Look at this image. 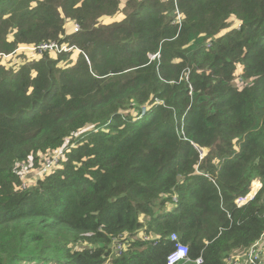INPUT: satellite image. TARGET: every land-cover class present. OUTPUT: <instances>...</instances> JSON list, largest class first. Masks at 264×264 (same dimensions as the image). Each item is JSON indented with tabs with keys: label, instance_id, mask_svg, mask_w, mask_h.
Returning a JSON list of instances; mask_svg holds the SVG:
<instances>
[{
	"label": "trees",
	"instance_id": "16d2710c",
	"mask_svg": "<svg viewBox=\"0 0 264 264\" xmlns=\"http://www.w3.org/2000/svg\"><path fill=\"white\" fill-rule=\"evenodd\" d=\"M51 41L73 50L18 51ZM5 54L0 264H165L175 232L231 264L259 239L264 0H0Z\"/></svg>",
	"mask_w": 264,
	"mask_h": 264
},
{
	"label": "built area",
	"instance_id": "2783aa9c",
	"mask_svg": "<svg viewBox=\"0 0 264 264\" xmlns=\"http://www.w3.org/2000/svg\"><path fill=\"white\" fill-rule=\"evenodd\" d=\"M172 13L176 15V22L181 25L186 17L184 11L176 7L172 11ZM79 29H80L79 25L75 24L74 31L76 32ZM30 49L33 51H40V52L44 50H49L54 54H59L62 52H69L73 50V47H67L66 45H60L56 41H51L47 43H42L37 47H30ZM154 57L155 56H153V58ZM185 76L186 78H188L189 71H187ZM141 109H142V114H146L148 109L146 107H141ZM198 149L201 152V156H204L206 154L205 151L206 149L201 147H198ZM62 155H63L62 149H58L57 151L47 155L44 158V160L40 162L41 166L35 172V180L41 177L42 175H44L45 173L50 172L55 166H57ZM24 167H25L24 173H26L29 168L27 166ZM23 180H24L23 186L26 187L27 185L25 183V176ZM250 198L251 197L249 195H246L244 197L237 198L236 202L238 205H242L248 202ZM171 239L174 241V246L172 251L168 254L165 264H177L182 260L187 261L189 246L180 240V237L177 233H172ZM122 248L123 245L120 242V244L118 245V249L121 251ZM201 262H202V258H198L197 264H200ZM230 262L231 264H264V231L260 235L259 239L249 247V249L245 252L244 256H240V255L233 256Z\"/></svg>",
	"mask_w": 264,
	"mask_h": 264
},
{
	"label": "rangeland",
	"instance_id": "374dc122",
	"mask_svg": "<svg viewBox=\"0 0 264 264\" xmlns=\"http://www.w3.org/2000/svg\"><path fill=\"white\" fill-rule=\"evenodd\" d=\"M122 16L123 15H120L119 18H121ZM235 25H237V24H235ZM27 47H29V46H23L20 49H25V50H18V51H23L30 59H32V58L33 59H37L38 54L35 53V51H33V50H31V49H29ZM78 53H79V51L75 50L73 55H72V57H76ZM0 57H2L5 61H8V58L10 57V55H6L5 54V55H2ZM236 80L237 79H235V81ZM204 148L206 149L205 151H207V147H204ZM40 166H41V163H40V165L38 167L31 166V167H29L28 171L25 173V183H26L27 186L31 185L35 181V172ZM254 182H257L256 179L253 181L251 187H253ZM261 185H262V183L259 184V187ZM257 189L258 188L256 186L254 190H257ZM187 264H190V262H188Z\"/></svg>",
	"mask_w": 264,
	"mask_h": 264
},
{
	"label": "clouds",
	"instance_id": "9594fccd",
	"mask_svg": "<svg viewBox=\"0 0 264 264\" xmlns=\"http://www.w3.org/2000/svg\"><path fill=\"white\" fill-rule=\"evenodd\" d=\"M30 47H32V46H29V47H27V48H29L30 49ZM201 148H204V147H201ZM205 149V148H204ZM210 150V148H208L207 147V151H206V154H207V152ZM205 154V155H206ZM204 155V156H205ZM256 181H258L259 183L261 182L259 179H256ZM261 184V183H260ZM261 188V186L260 187H258V189L253 193V187H251V190H250V192L247 194V195H249L251 198H250V200L251 199H253L254 198V196L256 195V193H257V191L259 190ZM175 233H177V232H175ZM178 234V233H177ZM172 235V234H171ZM179 235V234H178ZM180 237V236H179ZM117 239V238H116ZM172 240V239H171ZM180 240H181V238H180ZM172 243H173V246H174V241L172 240ZM173 249V248H172ZM168 256V255H167ZM166 260H167V257H166ZM187 262H190V258H189V253H188V260L187 261H184V260H182V261H180V262H178L177 264H185V263H187ZM165 263H166V261H165ZM195 263L197 264V260L195 261Z\"/></svg>",
	"mask_w": 264,
	"mask_h": 264
},
{
	"label": "crops",
	"instance_id": "0c3cea01",
	"mask_svg": "<svg viewBox=\"0 0 264 264\" xmlns=\"http://www.w3.org/2000/svg\"><path fill=\"white\" fill-rule=\"evenodd\" d=\"M259 187V185L257 186V188ZM256 190H253V193L255 192ZM188 263V262H187ZM187 263H185V264H187Z\"/></svg>",
	"mask_w": 264,
	"mask_h": 264
},
{
	"label": "bare ground",
	"instance_id": "6f19581e",
	"mask_svg": "<svg viewBox=\"0 0 264 264\" xmlns=\"http://www.w3.org/2000/svg\"><path fill=\"white\" fill-rule=\"evenodd\" d=\"M260 184V183H259Z\"/></svg>",
	"mask_w": 264,
	"mask_h": 264
}]
</instances>
